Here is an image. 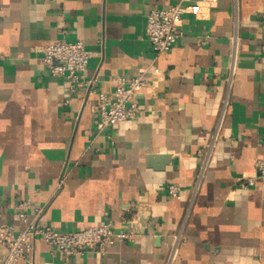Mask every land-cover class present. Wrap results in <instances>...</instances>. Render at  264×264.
Wrapping results in <instances>:
<instances>
[{
  "label": "crops",
  "instance_id": "obj_1",
  "mask_svg": "<svg viewBox=\"0 0 264 264\" xmlns=\"http://www.w3.org/2000/svg\"><path fill=\"white\" fill-rule=\"evenodd\" d=\"M173 4L200 9L183 15L173 48L156 54L148 13ZM235 31L228 113L194 194L198 151L228 91ZM59 39L92 51L84 73L91 86L70 92L49 73L41 48ZM142 73L148 86L137 95L138 116L98 132V93ZM150 153L171 161L152 168ZM261 157L264 0H0V223L24 228L19 205L28 202L30 220L59 232L109 223L133 234L68 264H167L181 232L172 264H264V182L246 185ZM170 183L182 187L181 199L167 194ZM8 252L0 242V264ZM33 264L64 260L36 238Z\"/></svg>",
  "mask_w": 264,
  "mask_h": 264
},
{
  "label": "built area",
  "instance_id": "obj_2",
  "mask_svg": "<svg viewBox=\"0 0 264 264\" xmlns=\"http://www.w3.org/2000/svg\"><path fill=\"white\" fill-rule=\"evenodd\" d=\"M214 1V0H211ZM200 5L183 6L173 4L168 7L153 6L147 16L146 34L154 53L160 54L170 51L180 36V24L186 12L197 14ZM237 31L231 36L232 50L228 65L227 87L228 91L223 98L222 106L217 117L210 141L201 149L203 160L199 169L195 184V194L201 184V180L207 170L213 150L220 138L229 107V91L233 85L238 63ZM43 61L52 76L62 77L67 82L70 92H75L80 87L91 86L92 82L85 79L84 73L92 57L90 51L81 40L59 39L42 46ZM157 71V70H156ZM115 87L112 93L101 91L98 93L97 131L102 132L106 128L134 119L140 113L137 95L148 86L145 74L134 77H116ZM257 175L247 177L246 185L253 186L258 179L264 182V157L255 162ZM167 194L175 199L182 198V187L178 183L167 185ZM28 202L19 205V218L25 224L22 229H17L11 223H0V242L9 249L4 264H14L18 259H24L33 264L34 240L42 239L55 246L62 254L64 264H68L73 255L87 251L106 253L115 241H123L132 237V233L115 231L109 223L90 226L70 232H59L48 223H39L28 218L24 209ZM182 232L176 237L171 255L167 264H172L175 250L181 239Z\"/></svg>",
  "mask_w": 264,
  "mask_h": 264
},
{
  "label": "water",
  "instance_id": "obj_3",
  "mask_svg": "<svg viewBox=\"0 0 264 264\" xmlns=\"http://www.w3.org/2000/svg\"><path fill=\"white\" fill-rule=\"evenodd\" d=\"M171 161V156L166 153H150L147 155V164L148 166L155 168V169H163L169 162ZM140 226L142 232H146L148 221L143 216L140 219ZM160 237L156 239L157 242H159Z\"/></svg>",
  "mask_w": 264,
  "mask_h": 264
}]
</instances>
